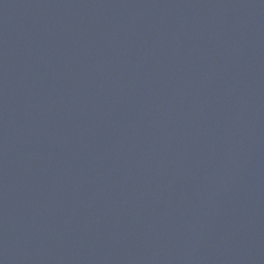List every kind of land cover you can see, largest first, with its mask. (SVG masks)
Returning <instances> with one entry per match:
<instances>
[{
    "label": "water",
    "instance_id": "obj_1",
    "mask_svg": "<svg viewBox=\"0 0 264 264\" xmlns=\"http://www.w3.org/2000/svg\"><path fill=\"white\" fill-rule=\"evenodd\" d=\"M0 264H264V0H0Z\"/></svg>",
    "mask_w": 264,
    "mask_h": 264
}]
</instances>
